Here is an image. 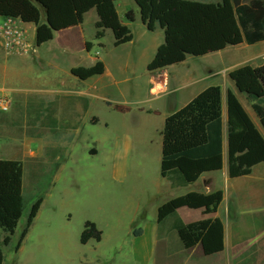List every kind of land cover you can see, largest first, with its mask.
Masks as SVG:
<instances>
[{"label": "crops", "instance_id": "obj_1", "mask_svg": "<svg viewBox=\"0 0 264 264\" xmlns=\"http://www.w3.org/2000/svg\"><path fill=\"white\" fill-rule=\"evenodd\" d=\"M220 2L221 0H215L209 4ZM114 7L120 23L131 32V42L115 47L110 31H105L103 38L97 40L95 26L99 20L96 11L92 9L84 15L80 25L55 33L50 41L55 36H62L70 41L77 40L80 56L65 68L36 54V50L41 47L35 46L36 27L23 25L29 40L33 41L30 45L34 54L30 59L16 61L19 68L15 71L14 81L9 79L12 70L7 67L3 71L0 63V82L7 85L0 86V90L10 96L14 93H30L32 97L48 100L53 105V116L59 115L61 118L52 121L50 117L49 124H66L63 126L64 158L71 157L72 139L77 142L82 136L90 137L98 128H108L107 134L113 135L131 119L138 120L135 125V122L132 124L136 130L123 132L122 140L116 137L112 157L128 159L133 138H140L147 131L146 148L157 151V157L163 158L205 145L206 126L220 119L222 167L219 172L203 175L192 187L173 191L169 183L159 175V179L155 180L147 192V199H150L149 203L154 207V215L148 218L143 211L137 213L136 210V224L129 226L128 230L131 237L128 249H118L111 257L93 258L81 264H264L262 239L255 243L251 240L248 245L241 237L242 233H237L235 229L244 216L242 205H253L256 207L254 211H264V208H259L264 205V165L254 167L247 177L229 179L226 116V98L228 91H231L264 140V130L251 108L252 103L236 90L229 78V74L236 69L264 65V42L253 46L243 44L226 47L222 51L197 58L187 56L184 62L165 68L169 74L167 81L157 83L153 79L156 72L149 73L147 68L157 50L164 44L163 30L147 29L134 0H119ZM128 11L134 13L133 23L125 20L124 15ZM87 21H91L94 31L90 40L84 36ZM109 34L112 35L114 49L120 50L125 46H133L134 49L119 53L106 51L103 40ZM2 55L0 53V57ZM10 82L20 87L11 88ZM78 100L86 103V113H83L81 104L72 105ZM0 161L18 162L2 158ZM65 164L66 162L62 163L59 172ZM128 165L122 166L120 162L113 165L110 168L113 179H119ZM216 191L223 195L216 214L223 225L222 253L204 257L199 246L181 250L178 238L173 232L164 238H157L156 211L163 202L188 193L207 195ZM22 195L24 197V172ZM157 200L161 202L156 203ZM183 211L185 209L178 211V217L184 224L199 221L201 217L203 219L198 211L195 212L200 215L195 220L188 215H181ZM254 228L258 230V227ZM139 231V236H134ZM2 237L1 234V245Z\"/></svg>", "mask_w": 264, "mask_h": 264}, {"label": "trees", "instance_id": "obj_2", "mask_svg": "<svg viewBox=\"0 0 264 264\" xmlns=\"http://www.w3.org/2000/svg\"><path fill=\"white\" fill-rule=\"evenodd\" d=\"M119 0H0V18L15 19L23 25H33L35 46L50 42L55 33L83 22L84 15L94 9L98 16L95 26L97 40L105 31L113 35L114 46L131 42L130 30L123 26L115 11ZM142 21L149 31L161 28L164 44L148 66L149 73L180 64L187 56L202 57L240 45L253 46L264 42V0H221L218 4H201L185 0H134ZM125 20L133 23L128 11ZM236 90L252 103V110L264 130V65L245 66L229 74ZM81 104L83 113L87 107ZM73 108L72 111H74ZM64 113V111H63ZM228 177H247L254 167L264 165V140L255 129L236 96L228 91L226 98ZM207 142L203 146L165 156L160 162V177L171 190L194 186L203 175L219 172L222 167V122L216 119L205 129ZM23 168L19 162L0 161V238L7 247L14 236L24 209L22 195ZM223 199L222 192L203 195L188 193L163 202L156 211L157 238L175 233L181 250L201 248L204 257L223 252V225L216 217ZM42 201L30 210L15 252H18L36 218ZM199 211L203 219L184 224L180 210ZM140 231L134 233L139 236ZM101 232L95 224L85 222L79 244L100 243ZM0 264L3 255L0 250Z\"/></svg>", "mask_w": 264, "mask_h": 264}, {"label": "rangeland", "instance_id": "obj_3", "mask_svg": "<svg viewBox=\"0 0 264 264\" xmlns=\"http://www.w3.org/2000/svg\"><path fill=\"white\" fill-rule=\"evenodd\" d=\"M214 1L194 0L203 4ZM93 32L91 21H87L84 36L90 40ZM28 41L33 42L29 38ZM103 42L109 52L134 49L133 46L114 49L110 34ZM0 53L3 54L1 50ZM33 54L31 46V52L24 57H0L3 71L7 67L12 70L10 80H15V71L19 68L16 61L30 59ZM36 54L65 68L80 56V47L75 39L70 41L55 36L52 42L37 49ZM0 86L7 85L0 82ZM9 87L17 89L20 85L10 82ZM11 101V112L0 115V158L16 160L22 165L24 209L10 244L5 247L0 243L3 264H81L93 258L111 257L118 249H128L131 241L128 230L129 226L136 224V210L137 213L143 211L148 218L154 215L147 192L159 179L162 158L157 157V151L146 148L147 131L140 138H133L128 159L113 158L112 154L116 137L122 140L123 132L135 129L132 127L138 122L135 119L113 135L107 134L108 128H98L90 137L82 136L77 142L72 139L71 157L64 158L63 126L66 124L61 121L59 126L49 124L50 117L52 121L59 117L53 116V105L48 100L32 97L30 93H14ZM63 162H66L65 167L59 172ZM118 162L122 166L129 165L121 178L115 180L110 168ZM39 200L42 201L39 212L20 246L21 250L15 252L31 207ZM242 209L244 216L235 227L236 232L242 233L246 244L262 239L264 246V211H254L256 207L253 205H242ZM181 215L195 220L200 213L185 210ZM85 222L95 224L101 232L100 243L79 244Z\"/></svg>", "mask_w": 264, "mask_h": 264}, {"label": "built area", "instance_id": "obj_4", "mask_svg": "<svg viewBox=\"0 0 264 264\" xmlns=\"http://www.w3.org/2000/svg\"><path fill=\"white\" fill-rule=\"evenodd\" d=\"M0 50L8 58H21L31 52L27 33L20 21L2 19V24L0 25ZM168 77L169 74L166 69L157 71L153 75V79L157 83L167 81ZM11 109V96L5 91L0 90V115L9 114Z\"/></svg>", "mask_w": 264, "mask_h": 264}]
</instances>
